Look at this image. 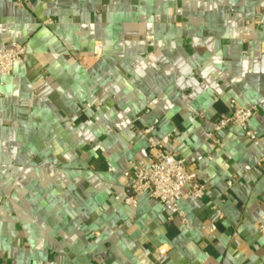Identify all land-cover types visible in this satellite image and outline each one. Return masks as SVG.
<instances>
[{
  "label": "crops",
  "instance_id": "obj_1",
  "mask_svg": "<svg viewBox=\"0 0 264 264\" xmlns=\"http://www.w3.org/2000/svg\"><path fill=\"white\" fill-rule=\"evenodd\" d=\"M263 43L264 0H0V264H264ZM148 127L206 188L183 223L123 202Z\"/></svg>",
  "mask_w": 264,
  "mask_h": 264
},
{
  "label": "built area",
  "instance_id": "obj_2",
  "mask_svg": "<svg viewBox=\"0 0 264 264\" xmlns=\"http://www.w3.org/2000/svg\"><path fill=\"white\" fill-rule=\"evenodd\" d=\"M45 23H50L46 21ZM262 20H257L256 25H260ZM100 46L95 45L93 54L98 56ZM264 52V43L262 45ZM25 54V46L16 44L9 49L0 50V76H9L15 64L22 61ZM85 105L84 110L89 109ZM255 109L233 107L229 115L219 116L212 129L208 133V138L218 144L217 134L228 127L236 126L246 128L249 120L253 117ZM153 127H148L143 131V136L147 142V160L129 161L128 169L123 174L128 180V190L130 195L125 196V205L135 208L139 196L145 194L149 200L158 202L167 210L165 221L167 223L185 222V214L180 209L179 202L181 195L185 192L191 200H203L206 196L205 186L197 179L195 171L189 170L183 158L170 153L166 149L169 142L168 137L156 140L151 136ZM249 135V133H246ZM210 157L207 156V159ZM198 157L197 160H201ZM232 185V181L227 182V187ZM214 209V208H213ZM159 254H164L166 250L162 247L157 249Z\"/></svg>",
  "mask_w": 264,
  "mask_h": 264
}]
</instances>
